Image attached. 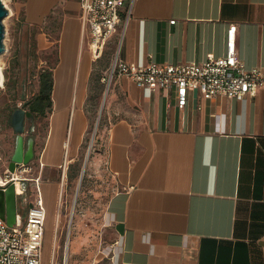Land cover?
I'll list each match as a JSON object with an SVG mask.
<instances>
[{
	"label": "crops",
	"instance_id": "1",
	"mask_svg": "<svg viewBox=\"0 0 264 264\" xmlns=\"http://www.w3.org/2000/svg\"><path fill=\"white\" fill-rule=\"evenodd\" d=\"M27 4L30 20L53 13L52 28L61 15L55 35L38 34L40 48L56 47L52 105L40 115L46 129L25 135L26 142L33 138L47 215L56 194L62 204L64 185L53 176L63 170L66 180L104 101L93 167L105 168L114 181L104 219L115 245L112 257L100 250L92 264H264V88L243 99L206 98L192 89L184 107L175 87L149 94L116 76L103 88L116 56L178 64L223 55L231 23L238 25L245 65L264 67V0H126L117 31L97 58L79 0ZM19 207L23 214L26 201Z\"/></svg>",
	"mask_w": 264,
	"mask_h": 264
},
{
	"label": "rangeland",
	"instance_id": "2",
	"mask_svg": "<svg viewBox=\"0 0 264 264\" xmlns=\"http://www.w3.org/2000/svg\"><path fill=\"white\" fill-rule=\"evenodd\" d=\"M6 1V6L9 9V13L3 18L6 49L0 54V65L3 66L5 73V84L0 86V173L2 174L9 167L10 153L14 147L17 134L11 124L12 113L18 105L33 98L38 93L40 73L44 70L48 71L56 60V47L40 48L38 34L40 31H45L55 35L60 26L59 17L61 16L56 13L59 17L55 19V28H52L53 13L36 22L27 18V3L30 0ZM107 50L104 55L112 52L111 45ZM103 86L105 90L107 83L104 82ZM92 114V128L87 141L84 143L80 158L68 167L64 182L63 170L56 172L53 176L59 180L61 188L64 187V189L62 204L56 194L47 206L43 264H50L52 256L55 259V264H64L66 253L68 254V264H92L100 250H103L108 257H112L114 254L115 242H113L109 225L104 219V209L115 185L111 174L105 168L100 167L95 170L93 167L94 158L98 151L99 133L103 128L101 126L106 124V120L104 111H102L94 135L99 114L98 109H95ZM32 124L35 128L33 131L31 130ZM46 125L47 119L36 114L32 119L27 120L25 135H42ZM38 144L40 145V143ZM90 145L92 147L89 154ZM85 162V171L81 179V171ZM29 163L33 168L30 172H25L24 175L28 177L39 175V163L33 158ZM75 170L76 175L71 177ZM29 184L33 185V181ZM33 189L34 185L33 188L30 186L28 189V199L34 195ZM22 197V195L19 197L21 203L24 201ZM60 208V222H58L56 217ZM58 223H60L59 227ZM56 225L58 227V241L56 238L54 239ZM68 236L71 242L69 241L67 251L66 239ZM53 245L55 252H53Z\"/></svg>",
	"mask_w": 264,
	"mask_h": 264
},
{
	"label": "built area",
	"instance_id": "3",
	"mask_svg": "<svg viewBox=\"0 0 264 264\" xmlns=\"http://www.w3.org/2000/svg\"><path fill=\"white\" fill-rule=\"evenodd\" d=\"M79 1L80 17L89 34V46L94 57H100L118 29L126 0ZM175 21L176 19H171V22ZM237 26V23H231L228 29L226 51L223 55H210L201 61L178 64L144 60L128 62L116 56L104 71L103 80L109 86L116 76H124L142 86L149 94L160 88L175 87L179 107L185 106L188 93L192 89H199L206 98L243 99L246 95H254L259 88H264V67L248 68L240 58L236 43ZM32 168L30 163L20 164L15 171L7 168L4 174L0 173L4 177V182L0 185L15 181L17 193L27 203L26 211L23 214L18 213L13 224L0 216V264H43L47 209L41 192V175H24ZM31 181L34 183L35 197L30 202L28 189L32 187L29 184ZM57 235L58 228L55 238ZM69 241L68 236L67 251ZM67 256L66 253L64 264L68 263ZM50 264H55L53 256Z\"/></svg>",
	"mask_w": 264,
	"mask_h": 264
},
{
	"label": "water",
	"instance_id": "4",
	"mask_svg": "<svg viewBox=\"0 0 264 264\" xmlns=\"http://www.w3.org/2000/svg\"><path fill=\"white\" fill-rule=\"evenodd\" d=\"M9 13V9L3 0H0V54L5 51L6 46L4 42L5 36V26L3 18ZM1 78V77H0ZM28 103V102H26ZM20 104L16 109H14L11 118V124L16 131L15 147L14 151L10 157L9 169L15 171L20 164H28L34 157V142L33 138H28L26 142L25 132H26V121L32 115L31 110H26ZM104 101L102 102L101 110L98 114L96 126L94 130V135L96 128L99 124L101 112L103 110ZM94 137V136H93ZM27 143V147H26ZM92 146L90 145V148ZM85 164L81 171V179L85 171ZM25 182H23V185ZM20 194L17 193L15 181H10L4 186L0 185V216L5 218L9 224H13L16 221L18 213H20L19 200Z\"/></svg>",
	"mask_w": 264,
	"mask_h": 264
},
{
	"label": "trees",
	"instance_id": "5",
	"mask_svg": "<svg viewBox=\"0 0 264 264\" xmlns=\"http://www.w3.org/2000/svg\"><path fill=\"white\" fill-rule=\"evenodd\" d=\"M39 91L36 94L32 111L37 115L46 116L47 111L50 110L52 105V89H53V76L51 70H44L40 73Z\"/></svg>",
	"mask_w": 264,
	"mask_h": 264
},
{
	"label": "flooded vegetation",
	"instance_id": "6",
	"mask_svg": "<svg viewBox=\"0 0 264 264\" xmlns=\"http://www.w3.org/2000/svg\"><path fill=\"white\" fill-rule=\"evenodd\" d=\"M35 97H36V95L33 97V98H31V99H28V100H26L24 103H22V105L21 106H23L26 110H31L32 111V106H33V104H34V101H35ZM26 102H28V103H26ZM19 106V105H18ZM17 108V107H16ZM15 108V109H16ZM33 113H32V115L29 117V118H27V120L28 119H32V117H34L35 115H36V112H34V111H32ZM27 122V121H26ZM31 130H34V127H33V124L31 125ZM29 137V136H28ZM10 161V160H9ZM8 166H9V163H8Z\"/></svg>",
	"mask_w": 264,
	"mask_h": 264
},
{
	"label": "bare ground",
	"instance_id": "7",
	"mask_svg": "<svg viewBox=\"0 0 264 264\" xmlns=\"http://www.w3.org/2000/svg\"><path fill=\"white\" fill-rule=\"evenodd\" d=\"M4 3L7 5V1L6 0H3ZM0 86H4L5 84V73H4V69H3V66L0 65ZM4 182V177L3 175L0 174V183H3ZM19 181L17 180V185H19ZM20 190V188L18 187V191Z\"/></svg>",
	"mask_w": 264,
	"mask_h": 264
}]
</instances>
